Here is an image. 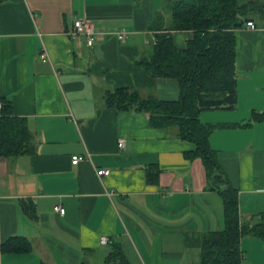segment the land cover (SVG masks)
<instances>
[{
	"label": "crops",
	"instance_id": "obj_1",
	"mask_svg": "<svg viewBox=\"0 0 264 264\" xmlns=\"http://www.w3.org/2000/svg\"><path fill=\"white\" fill-rule=\"evenodd\" d=\"M174 1L0 0V93L27 119L35 143L32 155L0 157V264H106L114 245L129 264H197L205 236L223 230L221 194L208 188L203 162L185 157L194 145L175 128L151 127L146 113L104 102L117 88L179 98L177 81L154 78L139 64L157 29L169 25ZM77 20L93 25V47L69 35ZM253 22L257 30L236 31L237 106L202 112L204 123L245 125L264 114V15ZM193 35L172 37L183 49ZM210 144L238 190L240 224L252 227L264 213V119L218 129ZM87 154L91 160L72 164ZM151 166L161 172L149 183ZM98 169L111 175L101 179ZM25 200L35 204L36 220L23 212ZM15 236L32 251L3 254ZM240 249L242 264H264V240L243 235Z\"/></svg>",
	"mask_w": 264,
	"mask_h": 264
},
{
	"label": "trees",
	"instance_id": "obj_2",
	"mask_svg": "<svg viewBox=\"0 0 264 264\" xmlns=\"http://www.w3.org/2000/svg\"><path fill=\"white\" fill-rule=\"evenodd\" d=\"M169 11V25L157 29L150 57L139 64L154 78L177 81L179 98L171 101L143 97L138 90L117 88L105 92L104 102L120 113H146L151 127L175 128L180 140L194 145L185 157L203 162L208 188L221 194L224 207V228L205 236L197 264H242L241 237L249 234L264 240V213L252 227L240 224L238 190L224 175L210 138L218 129L251 126L252 122L262 121L264 114L253 113L251 122L245 125L204 123L200 115L204 111L236 108V31L264 15V0H176ZM181 31L194 33L183 49L175 45L172 37ZM0 104V157L34 154V137L27 119L14 115L12 102L1 93ZM160 172L157 166L149 167L148 182H156ZM21 207L27 217L37 219L32 201H23ZM31 251L32 243L20 236L9 238L1 246L3 254ZM106 264H129L120 245L113 246Z\"/></svg>",
	"mask_w": 264,
	"mask_h": 264
},
{
	"label": "built area",
	"instance_id": "obj_3",
	"mask_svg": "<svg viewBox=\"0 0 264 264\" xmlns=\"http://www.w3.org/2000/svg\"><path fill=\"white\" fill-rule=\"evenodd\" d=\"M246 28L248 30H257V26L254 22H248L246 24ZM69 35L71 37L74 38H78V37H82L85 39L86 45L88 47H93L94 46V42H95V32L93 29V25L85 20H77L74 22L72 28L69 31ZM119 38L123 39L124 38V34H121L119 36ZM46 55L43 56V58H45ZM0 109H1V104H0ZM125 140L124 139H120L118 141V147L119 149H124L125 148ZM86 160H91V156L89 154L85 155V156H73L72 157V164L73 165H78L79 163H81L82 161H86ZM111 175V171L107 170V169H98L97 170V176L99 178H105V177H109ZM109 195H113L112 192L109 193ZM54 211L64 215L66 213V210L61 207L60 205H57L54 207ZM109 243V239L106 237H103L101 239V244L102 245H107Z\"/></svg>",
	"mask_w": 264,
	"mask_h": 264
},
{
	"label": "water",
	"instance_id": "obj_4",
	"mask_svg": "<svg viewBox=\"0 0 264 264\" xmlns=\"http://www.w3.org/2000/svg\"><path fill=\"white\" fill-rule=\"evenodd\" d=\"M95 50H96V51H98V48H97V46L95 47Z\"/></svg>",
	"mask_w": 264,
	"mask_h": 264
},
{
	"label": "rangeland",
	"instance_id": "obj_5",
	"mask_svg": "<svg viewBox=\"0 0 264 264\" xmlns=\"http://www.w3.org/2000/svg\"><path fill=\"white\" fill-rule=\"evenodd\" d=\"M243 1H245V0H243Z\"/></svg>",
	"mask_w": 264,
	"mask_h": 264
}]
</instances>
